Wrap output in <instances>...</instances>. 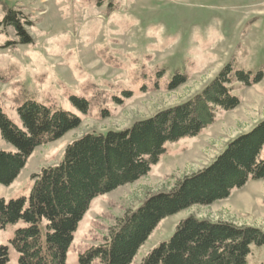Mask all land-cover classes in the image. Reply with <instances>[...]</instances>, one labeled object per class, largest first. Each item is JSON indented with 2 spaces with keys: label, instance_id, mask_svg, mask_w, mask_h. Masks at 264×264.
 <instances>
[{
  "label": "rangeland",
  "instance_id": "1",
  "mask_svg": "<svg viewBox=\"0 0 264 264\" xmlns=\"http://www.w3.org/2000/svg\"><path fill=\"white\" fill-rule=\"evenodd\" d=\"M9 10L31 44H20L14 28L4 24ZM227 64L251 80L258 72L262 78L249 86L233 81L236 108L218 110L196 137L166 145L145 176L93 199L65 264H80L79 255L101 244L127 213L200 172L227 143L264 121V0H0V111L20 127L17 109L33 100L80 119L77 128L37 147L17 178L0 185V198L27 197L32 177L57 165L70 143L87 133L123 131L192 99ZM176 76L184 82L169 89ZM72 98L87 102L86 114ZM0 148L14 151L1 136ZM190 216L264 232V180H249L224 200L163 219L131 264H140ZM20 226L0 229L6 264H18L10 241ZM247 262L264 264V246L252 247Z\"/></svg>",
  "mask_w": 264,
  "mask_h": 264
},
{
  "label": "trees",
  "instance_id": "2",
  "mask_svg": "<svg viewBox=\"0 0 264 264\" xmlns=\"http://www.w3.org/2000/svg\"><path fill=\"white\" fill-rule=\"evenodd\" d=\"M4 24L12 26L20 44L32 41L9 10ZM249 73L227 64L192 99L140 120L123 131L87 133L70 143L61 161L32 177L27 197L0 198V229L21 223L10 241L18 264H65L78 223L93 199L145 176L165 153V147L199 135L216 112L239 104L233 81L258 83ZM184 82L176 76L168 88ZM87 113V102L72 98ZM21 126L0 111V136L13 152L0 148V185H10L32 152L77 128L79 117L53 110L33 100L17 109ZM249 180H264V121L231 140L200 172L180 180L168 193L148 197L109 230L103 242L79 255L80 264H131L140 247L165 218L195 205H210L228 198ZM264 246V232L193 216L183 219L171 236L158 243L140 264H248L252 247ZM8 248L0 246V264Z\"/></svg>",
  "mask_w": 264,
  "mask_h": 264
}]
</instances>
